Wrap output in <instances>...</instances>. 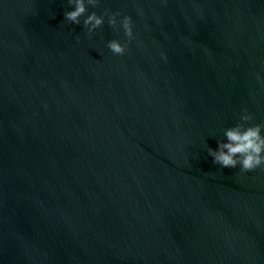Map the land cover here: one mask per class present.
I'll return each mask as SVG.
<instances>
[{
  "label": "water",
  "instance_id": "95a60500",
  "mask_svg": "<svg viewBox=\"0 0 264 264\" xmlns=\"http://www.w3.org/2000/svg\"><path fill=\"white\" fill-rule=\"evenodd\" d=\"M73 7L0 0V264H264V168L208 153L264 123V0L89 6L123 55Z\"/></svg>",
  "mask_w": 264,
  "mask_h": 264
},
{
  "label": "clouds",
  "instance_id": "9594fccd",
  "mask_svg": "<svg viewBox=\"0 0 264 264\" xmlns=\"http://www.w3.org/2000/svg\"><path fill=\"white\" fill-rule=\"evenodd\" d=\"M73 5L72 10L65 11V19L74 24H81V17L84 16L83 27L91 36L105 23L108 17V24L116 31L123 29L126 40L111 39L107 47L114 55H123L128 50V45L134 38L133 20L130 15H123L119 11L105 9L103 14L88 12L89 6L93 8L100 5L101 0H68ZM122 19L118 20V17ZM261 79L260 74H256ZM254 119L247 109L243 110L239 122L234 126L224 129L225 140H220L217 149L208 148V153L213 157L214 163L224 168H237L241 173L252 172L257 168H264V123L249 124Z\"/></svg>",
  "mask_w": 264,
  "mask_h": 264
}]
</instances>
